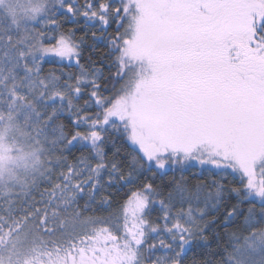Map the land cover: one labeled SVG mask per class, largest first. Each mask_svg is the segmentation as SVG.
<instances>
[{"label": "snow or ice", "instance_id": "1", "mask_svg": "<svg viewBox=\"0 0 264 264\" xmlns=\"http://www.w3.org/2000/svg\"><path fill=\"white\" fill-rule=\"evenodd\" d=\"M194 246L264 264V0H0V264Z\"/></svg>", "mask_w": 264, "mask_h": 264}, {"label": "trees", "instance_id": "2", "mask_svg": "<svg viewBox=\"0 0 264 264\" xmlns=\"http://www.w3.org/2000/svg\"><path fill=\"white\" fill-rule=\"evenodd\" d=\"M61 20L64 19V17H60ZM65 28H81V29H84L85 31L88 32L89 34V37H90V34L92 31H97V29L99 28V25L97 24L95 27H90V26H86L84 24V21L81 19L79 21V23H74V24H66L64 26ZM84 35V31H78L76 32V36L79 37V36H82ZM89 43H92L91 39H89L88 41ZM99 48L101 50H106L105 49V45L103 43L99 44ZM53 65H49V67H52ZM56 67H59L60 64L59 62L55 65ZM66 70L68 71H71V72H78V68H76L74 65L73 66H70L68 67ZM107 75V73H105ZM80 155V152L79 151H74L72 153V156H79ZM109 156H111V152H109ZM71 159V157H70ZM201 169L200 168H192L190 172H187L185 173L184 175L189 178V179H192L193 182H196L197 180H200V179H203V180H211L213 179L214 177H212V175L210 173H204L203 176L200 175L201 173ZM179 175V173H172V172H169L168 174V179H171L172 175ZM218 179V177H216ZM229 180H231V177H229ZM47 185H43L42 187H46ZM135 187L134 185H129L125 188H123V190L120 192V196L119 197H116L117 199H120L122 197H124V195L126 193H129V190L131 188ZM33 196L35 197V199L39 200L40 199V196L37 194V193H33ZM84 201H81V204H83ZM208 236H211V229L208 231L207 233ZM212 248L214 249L215 248V244L212 245ZM207 249L203 248V247H199V246H194L193 247V250L188 254V257H187V260L185 261V264H192L193 260H200L202 259V253L206 252Z\"/></svg>", "mask_w": 264, "mask_h": 264}, {"label": "rangeland", "instance_id": "3", "mask_svg": "<svg viewBox=\"0 0 264 264\" xmlns=\"http://www.w3.org/2000/svg\"><path fill=\"white\" fill-rule=\"evenodd\" d=\"M57 59H58V58H57ZM64 63H65V64H69V63H71L72 65H74V61H73V62H67V61H65ZM11 136H12V134L10 133V134H9V138H8V140H7L8 143H11Z\"/></svg>", "mask_w": 264, "mask_h": 264}]
</instances>
